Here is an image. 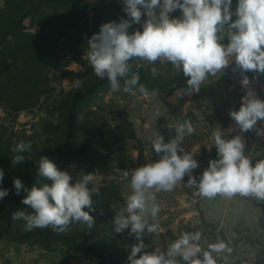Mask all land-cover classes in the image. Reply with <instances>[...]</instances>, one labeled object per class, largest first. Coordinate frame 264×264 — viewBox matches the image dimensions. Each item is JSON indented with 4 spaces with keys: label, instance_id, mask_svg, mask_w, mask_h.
<instances>
[{
    "label": "rangeland",
    "instance_id": "1",
    "mask_svg": "<svg viewBox=\"0 0 264 264\" xmlns=\"http://www.w3.org/2000/svg\"><path fill=\"white\" fill-rule=\"evenodd\" d=\"M5 2L0 0L1 8ZM106 7L110 9L112 22L128 18L123 0H75L62 11L45 10L49 20L59 18L55 22L60 27L65 25L64 21L72 19L73 28L67 32L61 29L58 39L73 35L79 51L84 54L78 61L61 53L54 62L36 71L35 78L28 80L23 89L24 96L34 101V105L17 111L11 103L0 99V169L4 172L0 189L9 190L5 200L14 198V178L21 180L25 173L32 171L41 155L47 156L58 169L68 170L74 179L83 172L95 173V180L89 187L109 195L101 205L105 214L102 221L107 224L97 225V217L91 230L78 223L79 243L92 251L104 252L103 257L119 245L126 260L121 264H128L131 246L137 241L130 235V229L119 232L120 240L117 239L111 232L115 231L113 218L126 209V199L131 192L130 175L126 177L125 173L159 159L152 146L158 133L167 143L176 135L172 127L185 122L192 124L195 131L185 137L181 147L192 153L198 162L199 166L191 175L199 181L209 161L218 159L213 144L214 130H219L225 139L240 136L245 144V155L253 164L264 159V135L257 134V130L264 129V121H258L253 130L242 132L231 119L229 112L239 110L240 100L239 90L234 85L232 62L223 71L205 79L199 92H195L187 85L182 71L176 70L171 63L133 59L131 71H138L143 79H155L162 85L173 83L177 88L166 92L146 87L147 95L138 86L133 88L122 83L118 89H113L106 78L102 80L94 74L87 57L88 40L80 30ZM181 17L180 10L170 14V18ZM145 19L142 16L141 23L133 24L129 32L142 31ZM41 23L36 18L24 24L29 32L36 34ZM222 42L226 44L227 40ZM75 51L77 53V49ZM154 68L157 70L155 77ZM77 79L82 82L79 88L75 86ZM69 120L75 125V131L67 144L65 134ZM21 141L31 142L32 149L22 153L25 157L22 164L14 165L12 157L17 155L14 150ZM188 179L185 175L170 192L155 193L160 206L156 218L159 229L156 233L145 232L146 251H166L182 233L200 232L199 244L203 250L218 241L225 242L231 249V252L213 254L217 264H264V227L261 226L264 201L240 195L231 198L217 195L212 199L197 196L194 195L197 188L189 187ZM90 214L93 216L92 212ZM123 214L126 215V211ZM149 222H153L150 216ZM204 222L212 224L213 228L205 227ZM49 231L55 232L52 228ZM73 231L66 235L74 234ZM0 248H16L18 264L21 261L23 264H102L84 253L68 252L61 242H48L40 236L19 241L8 234L0 239ZM177 260L185 264L180 257Z\"/></svg>",
    "mask_w": 264,
    "mask_h": 264
},
{
    "label": "clouds",
    "instance_id": "2",
    "mask_svg": "<svg viewBox=\"0 0 264 264\" xmlns=\"http://www.w3.org/2000/svg\"><path fill=\"white\" fill-rule=\"evenodd\" d=\"M123 3L128 18L102 24L99 32L88 40V61L98 78H106L113 89H118L119 78L129 77L133 59L149 63L167 61L182 71L191 91L199 92L205 79L234 61L246 92L241 97L239 110L229 112L231 119L242 132L253 130L258 121H264V100L256 97L248 87L249 78L244 75L247 72L264 74V0H238L235 10L232 0H123ZM176 10L181 11L182 17L170 18ZM142 16L146 17L142 31L130 33L133 24L141 23ZM225 38L226 44L222 42ZM152 73L155 77L157 70L152 69ZM138 80V74H132L125 83L135 85ZM81 83L77 79L75 86L79 88ZM140 91L148 94L143 86ZM172 128L176 135L169 142L165 143L159 133L152 141L153 150L159 155L157 161L125 173L126 177L130 175L131 192L126 199V209L113 218L115 232L130 229V235L135 236L137 243L131 246L128 264H179L177 257L185 264H217L213 254L231 252V249L225 242L218 241L203 250L199 244L200 232L182 233L166 251H146L145 232L156 233L159 229L156 218L160 206L155 193L174 190L188 175V186L197 188L194 195L208 199L217 195L227 198L240 195L264 201V159L253 164L245 155V144L240 136L225 139L219 130H214L213 144L218 159L209 161L197 181L191 174L199 164L192 153L181 147L185 137L195 129L190 122ZM257 134L264 135V129L257 130ZM31 149V142H19L12 163L22 164L25 161L22 153ZM35 163L37 176L51 183L38 181L29 190L19 178H14L15 194L25 191L27 195L22 203L32 211H14L12 220L23 221L22 229L26 232L50 227L62 234L74 223L93 229L95 219L90 211H94L93 195H99V189L89 185L95 180V173L83 172L74 179L68 170L58 169L47 156L41 155ZM3 177L0 169V182ZM8 194V189H0V199Z\"/></svg>",
    "mask_w": 264,
    "mask_h": 264
},
{
    "label": "trees",
    "instance_id": "3",
    "mask_svg": "<svg viewBox=\"0 0 264 264\" xmlns=\"http://www.w3.org/2000/svg\"><path fill=\"white\" fill-rule=\"evenodd\" d=\"M73 1L75 0H6L4 7H0V99L11 103L12 107L17 111L34 105V101H28L24 96L23 89L27 86L28 80L35 78V73L39 68L54 62L56 57L61 53H66L75 60H81L84 52L79 51L78 41L73 35H67L64 40L58 39L61 29L67 32L73 28L71 24L72 19L64 21L65 25L60 27L55 22L59 20L58 17L49 20L45 16V10L59 12L66 9V6ZM110 16V9L107 7L103 8L101 12L86 22L82 28L79 27L80 30L85 32V38L89 40L93 34L99 32L102 24L112 22ZM36 18H39V21L42 23L38 33L34 34L28 31L24 23L28 19L32 21ZM87 44L86 47L88 48ZM132 74H138L139 76V80L135 85H127L133 88L135 86H138V88L143 86L144 88L159 89L166 92L177 88L176 84L173 83L162 85L155 79H143L136 70L130 71L129 77L119 78V83L126 85V79H129ZM74 131L75 125L69 120L65 134V142L67 144L70 143ZM36 172L35 163L34 169L25 173L21 178L25 187L29 190L34 185H37L38 181L39 183H51V181L45 178L38 177ZM26 195L27 193L22 190L19 195L15 194L12 199H0V239L8 234L16 236L19 241L27 240L32 236H40L48 240V242H61L68 252L73 254L84 253L92 258H96L102 264H121L126 261L122 257L124 256V252L119 248V245H116V248L112 249L107 257H103L104 252L92 251L84 243H79L81 242V237L77 235L76 228L78 223L72 224L69 231L62 234L49 231L50 227L36 228L30 232L23 231L22 225L24 222L13 221L12 213L17 210L32 211L29 206L22 203ZM107 196L109 197L103 191H99V195H93L92 207L94 211L85 209L86 211H90V213L92 212L94 218L97 217V225L102 222L106 223L105 220L102 221L105 214L103 213L104 207H101V205L104 200H107ZM203 225L213 228L212 224L206 222ZM261 226L264 227V219L261 221ZM72 230H74V234L66 235ZM111 232H114V236L120 240V234L115 231ZM222 238L225 240L224 237ZM112 240L111 243L113 242Z\"/></svg>",
    "mask_w": 264,
    "mask_h": 264
},
{
    "label": "crops",
    "instance_id": "4",
    "mask_svg": "<svg viewBox=\"0 0 264 264\" xmlns=\"http://www.w3.org/2000/svg\"><path fill=\"white\" fill-rule=\"evenodd\" d=\"M238 0H232V9L235 10ZM233 19L235 17L233 16ZM224 40H227L226 38ZM233 66V79L234 85L239 90L240 93V100L239 106L241 105V97L245 95L246 89L241 86L242 75L240 70L236 67L235 62L232 61ZM249 80V88L255 93L258 99L264 100V74L261 73H254V72H247L244 73ZM20 250V249H19ZM18 250L15 248H7L2 250L0 248V264H18ZM21 252V251H20ZM25 253V252H24ZM21 264L23 262L21 261Z\"/></svg>",
    "mask_w": 264,
    "mask_h": 264
}]
</instances>
